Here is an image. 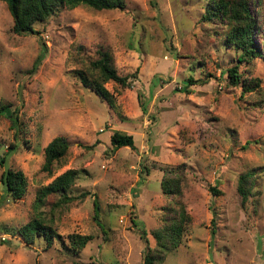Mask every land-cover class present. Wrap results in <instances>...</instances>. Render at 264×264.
<instances>
[{
	"label": "rangeland",
	"instance_id": "obj_1",
	"mask_svg": "<svg viewBox=\"0 0 264 264\" xmlns=\"http://www.w3.org/2000/svg\"><path fill=\"white\" fill-rule=\"evenodd\" d=\"M125 1L121 10L64 7L20 34L0 0V104L19 116L17 131L0 116V192L2 170L27 178L22 197L0 199V264H142L174 205L161 180L175 171L190 220L156 264H264V55L238 64L235 85L227 69L239 51L225 43L227 28L200 19L209 0ZM252 12L264 23V0ZM100 45L116 74L129 75L127 87L103 83L111 104L75 75H90ZM113 130L130 133L134 147L113 149ZM57 135L69 149L47 173L44 146ZM69 167L78 175L67 199L37 203L40 185ZM34 217L61 237L26 244L18 228ZM70 232L92 239L74 252Z\"/></svg>",
	"mask_w": 264,
	"mask_h": 264
},
{
	"label": "trees",
	"instance_id": "obj_2",
	"mask_svg": "<svg viewBox=\"0 0 264 264\" xmlns=\"http://www.w3.org/2000/svg\"><path fill=\"white\" fill-rule=\"evenodd\" d=\"M8 6V12L12 19V29L14 32L36 33L33 23L40 22L48 16L58 12L60 9L66 7L70 8L75 5H83L95 10L99 9H124L126 5L125 0H2ZM261 2V0H209L206 4L203 15L200 16L202 21H219L227 28L225 34V43L239 51L237 63L227 69V76L230 83L235 85L239 84L238 64L243 61L253 60L257 57L264 55V38L259 39V36L264 34L263 22L259 21L252 12V7ZM98 58L90 62L89 74L81 70H75L79 82L82 86L91 88L101 97L105 98L111 104L112 96L108 89L103 85L104 82H114L127 87L129 84L128 74L117 75L115 68L112 66L111 57L104 46H99ZM35 67V66H34ZM190 80V79H188ZM241 85L245 89L254 88V84L250 81L243 80ZM7 117L12 126H16L18 130L19 116L16 107L11 109V104H0V116ZM109 142L113 149H118L123 146H133V137L130 133H124L119 130L111 131L109 135ZM69 149V143L66 138L61 135L52 137L44 146V156L41 169L50 173L55 163L66 156ZM3 160L0 159V164ZM78 175L74 167H69L62 171L59 175L55 176L47 185H40L36 190L35 201L41 203L47 195H58V203H63L61 200L67 199V192L69 187L72 186ZM252 173L246 171L239 178V185L237 191L242 199L248 194L249 179ZM2 192H0V199L2 195L10 199H19L25 193L27 178L24 172L14 169L6 168L2 170L1 174ZM162 193L173 197L172 206L165 209L163 217H161L162 224L156 228L152 234L156 239L154 248H149L148 245L144 246L142 253V264H156V260H160L161 251H168L179 246L185 226L190 220V214L186 211L184 204L179 200L180 196V177L175 171L171 176L165 175L161 180ZM210 192L215 193L218 190L216 187H211ZM94 215L96 219L99 211L97 201L93 199ZM95 217V218H94ZM211 218V222H212ZM98 224L102 228L101 223ZM19 234L26 244L33 243L37 238L42 237L46 241V245H50L54 238H60L51 227L45 224L41 218H32L19 228ZM144 234V231L142 230ZM142 236V235H141ZM68 246L74 252H78L85 246L91 239L90 234H79L70 232L67 236Z\"/></svg>",
	"mask_w": 264,
	"mask_h": 264
}]
</instances>
